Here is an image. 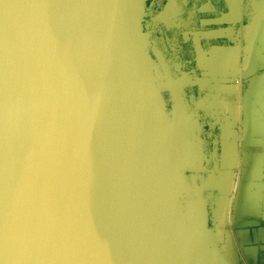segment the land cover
I'll return each mask as SVG.
<instances>
[{"label":"water","instance_id":"1","mask_svg":"<svg viewBox=\"0 0 264 264\" xmlns=\"http://www.w3.org/2000/svg\"><path fill=\"white\" fill-rule=\"evenodd\" d=\"M148 0H0V264H181L185 132Z\"/></svg>","mask_w":264,"mask_h":264},{"label":"rangeland","instance_id":"2","mask_svg":"<svg viewBox=\"0 0 264 264\" xmlns=\"http://www.w3.org/2000/svg\"><path fill=\"white\" fill-rule=\"evenodd\" d=\"M244 1L250 12L252 5ZM257 1L264 14V0ZM223 3L148 0L143 21L150 61L172 116L192 143L191 153L198 154V166L205 159L218 170L217 156L229 145L239 146L238 157L240 150L241 155L264 150V17L222 24L216 16ZM217 183L212 173L209 185Z\"/></svg>","mask_w":264,"mask_h":264},{"label":"crops","instance_id":"3","mask_svg":"<svg viewBox=\"0 0 264 264\" xmlns=\"http://www.w3.org/2000/svg\"><path fill=\"white\" fill-rule=\"evenodd\" d=\"M224 1L216 16L222 24L235 25L245 16L264 17L257 6L260 1L248 0L254 14L244 8V0ZM185 141L181 264H264V150L254 148L244 155L240 150L238 157L239 146L229 145L220 158L217 156L218 170L209 168L205 159L198 166V154L191 153L187 136ZM212 173L218 182L213 189L209 185ZM189 201L195 203L187 204Z\"/></svg>","mask_w":264,"mask_h":264},{"label":"trees","instance_id":"4","mask_svg":"<svg viewBox=\"0 0 264 264\" xmlns=\"http://www.w3.org/2000/svg\"><path fill=\"white\" fill-rule=\"evenodd\" d=\"M150 3V2H149ZM150 6V5H149Z\"/></svg>","mask_w":264,"mask_h":264}]
</instances>
